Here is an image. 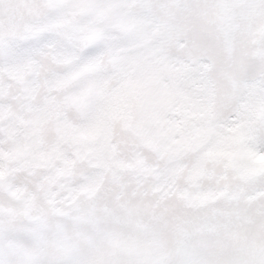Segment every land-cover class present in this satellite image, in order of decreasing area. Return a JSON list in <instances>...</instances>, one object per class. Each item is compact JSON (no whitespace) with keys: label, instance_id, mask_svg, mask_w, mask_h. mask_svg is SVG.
<instances>
[{"label":"snow or ice","instance_id":"6c2138e0","mask_svg":"<svg viewBox=\"0 0 264 264\" xmlns=\"http://www.w3.org/2000/svg\"><path fill=\"white\" fill-rule=\"evenodd\" d=\"M0 264H264V0H0Z\"/></svg>","mask_w":264,"mask_h":264}]
</instances>
